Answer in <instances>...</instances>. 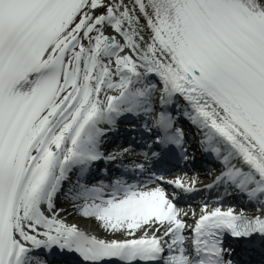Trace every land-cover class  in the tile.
Here are the masks:
<instances>
[{
    "label": "snow or ice",
    "instance_id": "obj_1",
    "mask_svg": "<svg viewBox=\"0 0 264 264\" xmlns=\"http://www.w3.org/2000/svg\"><path fill=\"white\" fill-rule=\"evenodd\" d=\"M150 75L162 105L186 102L223 165L215 183L264 209V0H0V264H47L36 253L54 249L83 264H234L225 234L264 248V216L207 205L187 247L186 224L161 187L117 182L104 200L81 186L86 201L100 200L82 216L139 238L98 239L57 219L69 171L102 158L98 125L152 111ZM155 127L157 143L182 146L170 116L161 112Z\"/></svg>",
    "mask_w": 264,
    "mask_h": 264
},
{
    "label": "bare ground",
    "instance_id": "obj_2",
    "mask_svg": "<svg viewBox=\"0 0 264 264\" xmlns=\"http://www.w3.org/2000/svg\"><path fill=\"white\" fill-rule=\"evenodd\" d=\"M125 3H130V0H125ZM141 23H143V20H141ZM104 34L108 35V36L115 35L112 32V30L110 28H107V27H105V29H104ZM143 34L145 35V39H147L148 38L147 29H145V32ZM117 39L119 40L120 38L117 37ZM84 43H85V45H87L88 42L84 41ZM123 54H127V52L123 53ZM155 78H157V80H159L158 77H155ZM102 96H103V93H102ZM103 98H104V96H103ZM186 210L187 209H184L180 215V218L183 221H185V220L187 221L191 217L190 211H186ZM184 212L187 213V215H184L183 214ZM67 217H68L67 218L68 221L70 222V223H68V226L75 225L79 230L85 232L88 235H94L98 239H105V240H109V241L112 239H119V240L126 239V238H124V236H122L123 233L120 234L119 232L117 233V232L106 231L100 226V222L96 221L94 218H85L84 216L81 215V213L79 211L73 212V214L70 213ZM195 219L196 218L194 217L192 219V222ZM116 234H119V236L122 238H120V237L117 238L118 236L115 238ZM141 234H144L143 231H137L135 237H132V238H137L138 236H141ZM151 234H152V232H149V235H151ZM160 234L161 233H157V235H160ZM185 234H187L186 228L184 230V235Z\"/></svg>",
    "mask_w": 264,
    "mask_h": 264
}]
</instances>
